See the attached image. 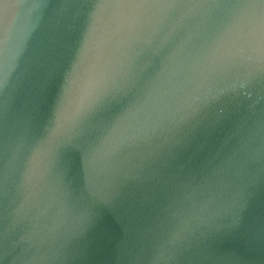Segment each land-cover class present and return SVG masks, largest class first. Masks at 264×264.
Segmentation results:
<instances>
[{
	"label": "water",
	"instance_id": "1",
	"mask_svg": "<svg viewBox=\"0 0 264 264\" xmlns=\"http://www.w3.org/2000/svg\"><path fill=\"white\" fill-rule=\"evenodd\" d=\"M0 264H264V0H0Z\"/></svg>",
	"mask_w": 264,
	"mask_h": 264
}]
</instances>
